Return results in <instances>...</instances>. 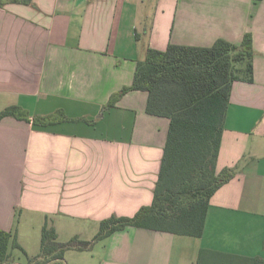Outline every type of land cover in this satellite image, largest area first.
I'll return each mask as SVG.
<instances>
[{
    "label": "crops",
    "instance_id": "crops-1",
    "mask_svg": "<svg viewBox=\"0 0 264 264\" xmlns=\"http://www.w3.org/2000/svg\"><path fill=\"white\" fill-rule=\"evenodd\" d=\"M247 32L254 79L233 83L216 165L235 176L211 197L203 235L129 226L44 264H197L202 249V264L219 255L240 264L264 259V0L0 6V111L17 105L30 116L63 110L75 119L46 127L0 119V228L17 237L28 262H44L45 224L58 241L92 240L102 220L152 204L170 119L147 112L145 90L104 108L132 84L148 49L210 47L220 38L240 44ZM31 229L33 251L23 240Z\"/></svg>",
    "mask_w": 264,
    "mask_h": 264
},
{
    "label": "trees",
    "instance_id": "trees-1",
    "mask_svg": "<svg viewBox=\"0 0 264 264\" xmlns=\"http://www.w3.org/2000/svg\"><path fill=\"white\" fill-rule=\"evenodd\" d=\"M14 2L27 0H0V6ZM253 42V34L247 32L240 44L220 38L210 47L170 43L165 50L148 49L137 64L132 84L114 92L104 108L114 107L130 91L145 90L149 94L147 112L170 119L153 202L134 216L102 220L92 240L75 236L58 241L56 230L45 224L39 255L44 262L62 258L70 249L90 250L97 240L129 226L203 235L211 197L235 176L234 169L217 172L216 165L233 83L254 79ZM7 116L38 127L75 120L63 110L30 116L17 105L0 111V119ZM11 248L24 251L12 231L0 228V264L10 260ZM207 253L201 250L197 264H202ZM217 264L240 263L219 255ZM247 264H264V259L250 258Z\"/></svg>",
    "mask_w": 264,
    "mask_h": 264
},
{
    "label": "rangeland",
    "instance_id": "rangeland-1",
    "mask_svg": "<svg viewBox=\"0 0 264 264\" xmlns=\"http://www.w3.org/2000/svg\"><path fill=\"white\" fill-rule=\"evenodd\" d=\"M35 234L36 233H33L32 229L27 230L26 232L23 233V240L27 242V245L30 248V251H33L32 241L35 238ZM37 235L36 237H38ZM10 252H11V258L6 264H44L45 263L43 261H36V262L29 261L28 262L27 255L17 248H11Z\"/></svg>",
    "mask_w": 264,
    "mask_h": 264
}]
</instances>
